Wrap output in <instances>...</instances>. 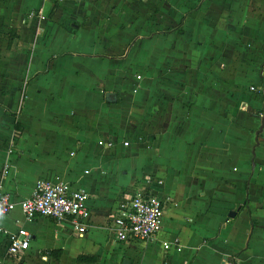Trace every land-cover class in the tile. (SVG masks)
<instances>
[{"label": "crops", "instance_id": "1", "mask_svg": "<svg viewBox=\"0 0 264 264\" xmlns=\"http://www.w3.org/2000/svg\"><path fill=\"white\" fill-rule=\"evenodd\" d=\"M194 2L174 0L166 28L146 23L168 11L158 0H0V192L24 199L49 177L89 210L81 233L14 210L0 264H264V17L244 10L246 38L227 44L225 14ZM179 35L191 43L163 49ZM138 188L162 202L159 234L118 242L111 219ZM17 228L31 237L18 260Z\"/></svg>", "mask_w": 264, "mask_h": 264}, {"label": "built area", "instance_id": "2", "mask_svg": "<svg viewBox=\"0 0 264 264\" xmlns=\"http://www.w3.org/2000/svg\"><path fill=\"white\" fill-rule=\"evenodd\" d=\"M40 2L42 5L52 6V0H40ZM43 13L39 8L29 12L27 16H35L39 21H43L46 18ZM126 145L123 143V146ZM86 199L87 194L83 190L72 189L53 178H39L35 180L27 198L15 200L10 194L0 192V219L14 210H19L26 221L45 218L60 222L69 218L74 224V229L81 233L80 226H85L89 219V210L85 207ZM162 218V202L146 189H134L121 200L111 219L113 237L118 242L155 240L161 228ZM30 240L28 232L17 228L14 233L8 235L5 253L12 258H20L28 250ZM173 245L178 250L176 242ZM161 246L163 250H167L170 243L162 242Z\"/></svg>", "mask_w": 264, "mask_h": 264}, {"label": "rangeland", "instance_id": "3", "mask_svg": "<svg viewBox=\"0 0 264 264\" xmlns=\"http://www.w3.org/2000/svg\"><path fill=\"white\" fill-rule=\"evenodd\" d=\"M194 9H196L197 7H201V11H206V12H211L212 10L216 11L219 10V13H223L226 16L223 17L224 20V25L220 26V30L222 32H224L223 36L219 39L221 41H223V43H231V44H242V41L245 40V36L240 33L241 30L243 28V22H245V19L241 20V14L244 10L249 11V13H251L252 15H257L259 17H264L262 16V14H264V0H194ZM150 2V1H149ZM159 2V7L160 8H164L167 9L168 11L165 13H162V15L160 16V12L156 9V10H152V8H146L147 10L145 11L146 13V23L149 24L151 22V25H153L154 21L157 19L160 23L158 25H163V27L166 28H170L171 27V21H168L167 17L169 16V7L171 8V5H173L174 0H158ZM206 2V3H205ZM133 6V9L135 10V12H137V4L135 5H131V7ZM175 6V5H173ZM178 7V6H177ZM158 8V7H157ZM191 7H187V10L190 9ZM180 11L182 13H185V9L186 6H184V8H179ZM162 10V9H161ZM170 11H172V9H170ZM245 11V12H246ZM142 13V11H141ZM248 14V13H247ZM171 15H173L171 13ZM233 16V17H232ZM155 17V18H154ZM232 17V18H231ZM262 19V18H261ZM201 21H203V19H199L197 22L201 23ZM180 36V35H179ZM148 37V36H146ZM151 37V36H150ZM192 37V36H191ZM185 35L183 36H176V37H168L163 39L162 44H163V49H172L174 48L179 42L182 45H185V43H191V41L188 39H186ZM264 42V39L262 41V43ZM212 43V41H211ZM154 47H156V44L154 43L153 45H150L147 47V54H149V56L154 57L153 52L155 51ZM174 56V54H173ZM156 58V56L154 57ZM259 65H264V59L263 62L261 60V63L259 61L258 63ZM254 65V64H253ZM252 65V66H253ZM174 69V68H173ZM176 72H173L174 76ZM153 74V73H151ZM136 76V75H135ZM154 76L151 75V78H153ZM165 79H169L167 77H163ZM252 79V82L255 81V79L257 80V76H254ZM252 88V87H250ZM249 88V90H250ZM22 258V256H21ZM20 258V259H21ZM19 258H16V260H18ZM13 260V259H12Z\"/></svg>", "mask_w": 264, "mask_h": 264}, {"label": "water", "instance_id": "4", "mask_svg": "<svg viewBox=\"0 0 264 264\" xmlns=\"http://www.w3.org/2000/svg\"><path fill=\"white\" fill-rule=\"evenodd\" d=\"M263 120H264V115H263L262 118H261L260 128L263 126ZM233 215H234V213H231V212H230V213L228 214V217L231 218V217H233Z\"/></svg>", "mask_w": 264, "mask_h": 264}, {"label": "trees", "instance_id": "5", "mask_svg": "<svg viewBox=\"0 0 264 264\" xmlns=\"http://www.w3.org/2000/svg\"><path fill=\"white\" fill-rule=\"evenodd\" d=\"M14 127H16V125L14 124ZM53 253V252H52ZM84 260V259H83Z\"/></svg>", "mask_w": 264, "mask_h": 264}]
</instances>
